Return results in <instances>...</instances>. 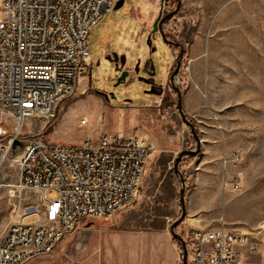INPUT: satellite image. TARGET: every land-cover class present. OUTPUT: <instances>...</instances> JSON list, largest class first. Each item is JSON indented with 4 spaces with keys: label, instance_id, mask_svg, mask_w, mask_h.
Here are the masks:
<instances>
[{
    "label": "rangeland",
    "instance_id": "obj_1",
    "mask_svg": "<svg viewBox=\"0 0 264 264\" xmlns=\"http://www.w3.org/2000/svg\"><path fill=\"white\" fill-rule=\"evenodd\" d=\"M140 1L113 9L93 30L92 73L53 118L28 120L16 139L11 126L3 128L0 240L30 207L41 209L33 192L16 189L18 159L35 139L77 145L86 136L136 133L153 146L136 201L81 221L50 254L26 264H184L183 243L173 233L186 247L193 233L212 229L247 234L245 264H264V0H153L168 17L162 28L174 53L155 89L151 83L164 77L171 54L152 26L132 17ZM149 61L155 76L145 71ZM171 146L178 157L201 150L172 162L182 180L170 219Z\"/></svg>",
    "mask_w": 264,
    "mask_h": 264
},
{
    "label": "built area",
    "instance_id": "obj_2",
    "mask_svg": "<svg viewBox=\"0 0 264 264\" xmlns=\"http://www.w3.org/2000/svg\"><path fill=\"white\" fill-rule=\"evenodd\" d=\"M114 3L0 0V134L11 126L16 139L28 120L55 116L59 102L73 94L70 81L79 85L92 73L90 36ZM152 150L149 139L136 133L86 136L77 145L35 139L18 159L16 189L33 192L41 209L30 207L7 228L0 264L48 255L81 221L133 204ZM239 188L237 182L234 189ZM52 192L55 199L49 198ZM30 216L38 218L27 223ZM190 239L187 264H245L249 238L243 232L212 229Z\"/></svg>",
    "mask_w": 264,
    "mask_h": 264
},
{
    "label": "crops",
    "instance_id": "obj_3",
    "mask_svg": "<svg viewBox=\"0 0 264 264\" xmlns=\"http://www.w3.org/2000/svg\"><path fill=\"white\" fill-rule=\"evenodd\" d=\"M117 1L123 2V5L121 6V8H123L125 6V4L127 2H129L130 0H115V5L118 3ZM160 6H161L160 2L155 3V2H153V0H141L140 2L137 3V5H135L131 8V14H132V17H135L140 21H144L145 22L144 27L152 26V30H153V25L157 21V19L159 18L160 14H161ZM120 9H118V10H120ZM126 11H127V9L125 10V12ZM126 16L128 17L127 13H126ZM182 21H185V20H182ZM152 34H155V33H153V31H152ZM157 34L160 37H162L159 33H157ZM162 42H163L165 48L167 49V51L171 54V58L169 59V62L167 65V70L164 73V77L160 78L158 81L157 80L152 81V83H151L152 86L150 87L152 89H155L158 86H161V84L163 83V81L166 79L167 75L170 72V69H171V66L173 63V59H174V53L171 52L170 44L168 43V41H166V39L162 38ZM145 71L152 76L156 75V68H155L154 64L152 63V61L147 62L146 66H145ZM177 158H178V148L171 146L170 147V219L173 218L174 216H176V214H177V205H176V199H175V188L178 186L177 181H178V178L181 179V175H179L178 169H176L175 173H173L171 170L172 162L175 159L177 160ZM183 164H184V160L181 162V165H183ZM182 185H184V184L182 183ZM196 226H195V229L204 228V226L200 227L198 224ZM105 245H106L105 242H102L100 250H102L103 246H105ZM100 264H105L104 262H102V259H101Z\"/></svg>",
    "mask_w": 264,
    "mask_h": 264
},
{
    "label": "water",
    "instance_id": "obj_4",
    "mask_svg": "<svg viewBox=\"0 0 264 264\" xmlns=\"http://www.w3.org/2000/svg\"><path fill=\"white\" fill-rule=\"evenodd\" d=\"M163 1V0H162ZM123 5V2L122 1H119L116 5H115V10H118L121 8V6ZM168 17H163L161 14L159 16V18L157 19V21L154 23L153 25V33H160L162 38L165 39V33L163 31V28H162V24L163 22L167 19ZM200 146H198V149L196 151H193V152H183L180 154V156L177 158L176 160V166H178V163L180 161V158L186 154V153H189V154H192V155H195V154H198L200 152ZM181 203H182V209H183V214H182V218L181 220H183L186 216V208H185V200H184V190H181ZM174 234V237L175 238H179L181 240V242L183 243V246H184V264H187V250H186V247H185V242H184V239L182 237H180L178 234L176 233H173Z\"/></svg>",
    "mask_w": 264,
    "mask_h": 264
},
{
    "label": "bare ground",
    "instance_id": "obj_5",
    "mask_svg": "<svg viewBox=\"0 0 264 264\" xmlns=\"http://www.w3.org/2000/svg\"><path fill=\"white\" fill-rule=\"evenodd\" d=\"M77 83H78L77 81H70V84H69V93H73L74 92Z\"/></svg>",
    "mask_w": 264,
    "mask_h": 264
}]
</instances>
